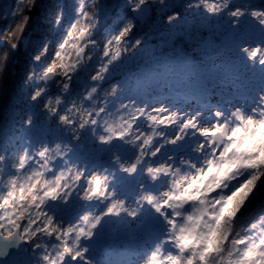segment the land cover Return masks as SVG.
<instances>
[{
	"label": "snow or ice",
	"instance_id": "1",
	"mask_svg": "<svg viewBox=\"0 0 264 264\" xmlns=\"http://www.w3.org/2000/svg\"><path fill=\"white\" fill-rule=\"evenodd\" d=\"M90 3L99 11L73 0L57 12L25 77L34 110L21 109V130L0 140V264H111L95 247L106 226L138 241L126 264H264V215L239 222L264 184V0ZM101 13L110 31L85 72ZM165 17L167 33L156 23ZM137 29L187 37L199 59L174 46L177 59L215 54L251 92L224 103L211 92L187 109L153 102L116 75L148 45L133 40Z\"/></svg>",
	"mask_w": 264,
	"mask_h": 264
},
{
	"label": "rangeland",
	"instance_id": "2",
	"mask_svg": "<svg viewBox=\"0 0 264 264\" xmlns=\"http://www.w3.org/2000/svg\"><path fill=\"white\" fill-rule=\"evenodd\" d=\"M51 1L54 3V0ZM72 2L73 0H57V4L52 7L51 17L53 26L50 31V35L54 30V22L57 12L62 9L66 3ZM11 7L12 0L0 1V22H2L9 14ZM98 11L99 10L96 9L94 13ZM105 21L109 20H105L103 14L101 13V22L98 25L97 30L99 29L102 32L101 34L106 39L110 29L107 28L104 30V28H99V26L101 24L103 25ZM43 42L37 43L36 46L39 47L43 44ZM100 55L101 53L96 55V58L93 59L91 65L85 69V72L92 70V66L96 65ZM24 56L27 59L28 66L24 72L23 83L16 91V94L19 97L16 96L12 99V106L20 100L23 93H27L28 90L30 91L28 96H23L24 100H27L32 93V88L25 83V77L28 73L32 60L29 53ZM132 60V57H130L124 62V64H121L116 70V75L124 77L131 85L140 86L145 92L151 95L153 102L166 100L172 105H178L179 107L187 109L189 107V102L193 103L194 107L195 103H199L202 96L206 99L207 94L211 92H215L216 96L220 98L221 103H224L229 99H232L233 102H235L237 97L250 93L253 87L252 82L249 81L242 73L235 70L226 61L221 60L215 54L214 56H207L203 65L198 64L193 66L194 63L191 65L189 64L191 62H188L183 67H179V65L174 64V62L169 65L162 61L163 63H158L159 67L151 68L143 66L145 65L142 64L143 62H135L133 64L130 62ZM190 68L193 69H191V71H187V69ZM194 73L198 74L200 78L201 75L208 79H215L216 76V78H219L220 84L216 83L214 88L201 91L198 89L201 82L199 79H195L193 77L196 75ZM78 82L82 83V81ZM54 89L56 88L53 87L52 90ZM166 90L167 95H165ZM30 104L33 106L31 101ZM29 109H31L30 111L34 110L32 107ZM13 116V111L9 109L7 122L3 125L2 130L0 131V140L11 139V135H13L11 129L13 130L14 127L21 130V126L16 125L22 123H20V121H16ZM106 230L109 234L95 246L98 251L99 258L102 261L111 262V264H126L127 261L132 260L137 255L139 243L130 234L119 229L117 226H106Z\"/></svg>",
	"mask_w": 264,
	"mask_h": 264
},
{
	"label": "trees",
	"instance_id": "3",
	"mask_svg": "<svg viewBox=\"0 0 264 264\" xmlns=\"http://www.w3.org/2000/svg\"><path fill=\"white\" fill-rule=\"evenodd\" d=\"M85 2L89 7L90 13H94L96 8L91 5L90 0H85ZM104 2L106 4L113 3L115 0H104ZM55 4H57V0H54V3L51 0H12V7L9 14L0 22V35L6 40L10 39L12 42H17L19 44V47L13 51L8 43L0 42V131L7 122L9 109L13 111V114H16L13 117L16 121H20V123H22V121L17 118L20 110L30 111L31 109L29 108L31 107L34 109V106L30 104V99L24 100L23 98V96L25 97L30 94L29 90L27 93L22 94L20 100L16 104L12 106L11 103L12 99L17 96L16 91L23 83L24 72L28 66L27 59L24 55L29 53L30 57H32V54L38 48L36 44L42 43L44 40H48L51 37L50 31L53 26L51 14L52 7H54ZM25 18H27V26L24 28L23 32L25 39L23 43H20L21 36L18 31V26L24 22ZM111 22V20L105 21L99 28H104L105 30L109 27ZM98 30L94 32L93 38L101 35L102 32ZM9 33H13L14 35L10 37ZM5 54H7L6 64L4 61ZM197 54H194V60L199 59V54ZM51 55L52 53L50 52L49 57H51ZM210 56H214V54H210L208 57ZM195 65H198V63H194L193 66ZM191 69L193 68L187 69V71H191ZM193 77L199 79L201 82L200 86H197L201 91L214 88L216 83L220 84V80L218 77L216 78V76L215 79L204 78L202 75L200 78L198 74ZM51 91L55 94L56 89ZM16 126L22 127V124ZM19 130L20 129L16 127H14L13 130L11 129L13 134L18 133ZM261 215H264V184L258 188L256 194L251 198L245 208L242 209L239 222L240 224H245L249 219H258Z\"/></svg>",
	"mask_w": 264,
	"mask_h": 264
},
{
	"label": "flooded vegetation",
	"instance_id": "4",
	"mask_svg": "<svg viewBox=\"0 0 264 264\" xmlns=\"http://www.w3.org/2000/svg\"><path fill=\"white\" fill-rule=\"evenodd\" d=\"M156 23L158 26H160L161 32L167 33L168 31L167 17H165L163 21H161L158 18ZM190 23L193 25L195 24L194 21ZM145 31L146 29H137L134 33L133 40H135L136 38L146 39L147 37L145 36L144 33ZM94 39L98 42L97 49L95 50L96 54H100L98 49L103 43L106 42V39L102 34L99 37H94ZM147 39H148L147 47L142 48L135 55L131 56L133 59L132 61H130L131 63L134 64L135 62H140V63L143 62L142 64H145L143 66H148L152 68V67H159L158 63L160 62L161 63L164 62L165 64H169V65L174 62V64L179 65V67H183L186 65V63L191 61L190 60L183 61L175 57L173 48L174 46L176 47L177 45H182L183 51L186 54L191 55L192 58L194 57L195 52H193V49H196L194 47L195 42L191 41L190 39H188V41L186 42L185 39H183L182 37L177 36V37L169 38L167 34L163 36L159 34H154L153 36ZM192 63L193 62L189 64L192 65Z\"/></svg>",
	"mask_w": 264,
	"mask_h": 264
},
{
	"label": "clouds",
	"instance_id": "5",
	"mask_svg": "<svg viewBox=\"0 0 264 264\" xmlns=\"http://www.w3.org/2000/svg\"><path fill=\"white\" fill-rule=\"evenodd\" d=\"M141 39H142V38H141ZM185 41H186V42L188 41V38H187V37L185 38ZM135 47H136V45L133 44V48H135ZM182 49H183V46H182V45H177V46H176V51L179 52V51H181ZM129 51L131 52L132 49H129ZM193 52H198V50H197V49H193ZM222 176H223V173H220L219 176H218L217 178H218V179H219V178H222ZM213 187H214V186H213L212 184H209V185H208V188H207V192H208V193H211ZM219 225H220V221L218 220V221H217V228H219ZM227 227H228V228H231V223H230V222L228 223ZM4 239L7 240V237H4Z\"/></svg>",
	"mask_w": 264,
	"mask_h": 264
},
{
	"label": "water",
	"instance_id": "6",
	"mask_svg": "<svg viewBox=\"0 0 264 264\" xmlns=\"http://www.w3.org/2000/svg\"><path fill=\"white\" fill-rule=\"evenodd\" d=\"M0 1H2V0H0Z\"/></svg>",
	"mask_w": 264,
	"mask_h": 264
}]
</instances>
